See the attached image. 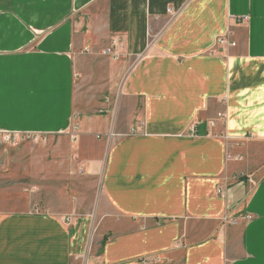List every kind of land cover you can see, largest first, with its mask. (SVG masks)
<instances>
[{"label": "crops", "instance_id": "obj_1", "mask_svg": "<svg viewBox=\"0 0 264 264\" xmlns=\"http://www.w3.org/2000/svg\"><path fill=\"white\" fill-rule=\"evenodd\" d=\"M0 133L110 144V214L0 208V264H264V0H0Z\"/></svg>", "mask_w": 264, "mask_h": 264}, {"label": "rangeland", "instance_id": "obj_2", "mask_svg": "<svg viewBox=\"0 0 264 264\" xmlns=\"http://www.w3.org/2000/svg\"><path fill=\"white\" fill-rule=\"evenodd\" d=\"M103 138L96 135L87 144L83 143L80 150L71 135L61 142L59 138L49 142L45 137L0 133L2 211L64 214L72 210L70 218L78 212H89L95 218L99 215L104 219L110 213L100 208L103 205L101 178H87L81 161L86 154L105 157L110 144Z\"/></svg>", "mask_w": 264, "mask_h": 264}, {"label": "built area", "instance_id": "obj_3", "mask_svg": "<svg viewBox=\"0 0 264 264\" xmlns=\"http://www.w3.org/2000/svg\"><path fill=\"white\" fill-rule=\"evenodd\" d=\"M225 43H226V39H224V38L219 39V44L220 45H223ZM231 46H235V44H232ZM115 47L116 46L107 48L104 51V55L112 58L113 60H118L120 58V56H119V54L116 53ZM219 193L222 194V191L220 190Z\"/></svg>", "mask_w": 264, "mask_h": 264}]
</instances>
